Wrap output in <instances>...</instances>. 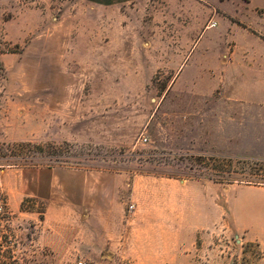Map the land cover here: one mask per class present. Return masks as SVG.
<instances>
[{"label": "rangeland", "instance_id": "374dc122", "mask_svg": "<svg viewBox=\"0 0 264 264\" xmlns=\"http://www.w3.org/2000/svg\"><path fill=\"white\" fill-rule=\"evenodd\" d=\"M257 19L264 28V14ZM205 29L203 0H0V142L44 147L27 166L115 174L117 207L143 194L135 176L163 180L169 193L174 183L211 185L191 155L263 158L264 146L208 144L207 81L179 75ZM0 200V264L147 260L134 214L114 217L111 230L127 237L108 242L107 228L84 223L76 209L45 223V202L27 198V210L13 213L1 192ZM248 242L261 246L245 250ZM162 244L164 264H264V238L237 232L229 218L183 233L165 228Z\"/></svg>", "mask_w": 264, "mask_h": 264}, {"label": "crops", "instance_id": "0c3cea01", "mask_svg": "<svg viewBox=\"0 0 264 264\" xmlns=\"http://www.w3.org/2000/svg\"><path fill=\"white\" fill-rule=\"evenodd\" d=\"M203 1L207 29L179 75L207 81L208 144L220 147L235 140L264 146V28L254 22L264 14V0ZM199 54L207 61L199 63ZM115 178L104 171L10 166L0 168V192L13 213L22 210L27 198L45 202V223L76 209L84 223L98 221L107 228L108 242L127 237L123 233L117 238L111 230L114 217L124 223L134 214L147 233L145 264H164L165 228L183 233L229 218L237 232H246L253 240L264 238V195L259 194H264V186L216 182L207 186V180H193L174 183L175 191L169 193L163 180L135 176L134 185L143 194L133 195L135 211L130 212L128 206L113 202L115 187L110 181Z\"/></svg>", "mask_w": 264, "mask_h": 264}, {"label": "trees", "instance_id": "16d2710c", "mask_svg": "<svg viewBox=\"0 0 264 264\" xmlns=\"http://www.w3.org/2000/svg\"><path fill=\"white\" fill-rule=\"evenodd\" d=\"M44 147L31 141L0 142V168L25 167L37 155L44 157ZM191 168H197L209 180L221 184H248L264 186V158L233 157L217 154H194ZM240 167H233V163ZM196 166V167H194ZM198 178V177H196ZM23 202L22 209L27 210ZM43 215L45 211L41 212ZM42 219H44L42 217ZM244 249L256 250L261 242H248Z\"/></svg>", "mask_w": 264, "mask_h": 264}, {"label": "built area", "instance_id": "2783aa9c", "mask_svg": "<svg viewBox=\"0 0 264 264\" xmlns=\"http://www.w3.org/2000/svg\"><path fill=\"white\" fill-rule=\"evenodd\" d=\"M144 140L147 141V138H145ZM1 201L2 200H0V211H2L4 209L3 202H1ZM128 209L130 212H134L135 211V204L134 203L129 204Z\"/></svg>", "mask_w": 264, "mask_h": 264}]
</instances>
